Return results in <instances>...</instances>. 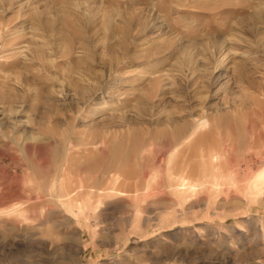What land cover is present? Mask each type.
I'll use <instances>...</instances> for the list:
<instances>
[{
    "label": "rangeland",
    "instance_id": "1",
    "mask_svg": "<svg viewBox=\"0 0 264 264\" xmlns=\"http://www.w3.org/2000/svg\"><path fill=\"white\" fill-rule=\"evenodd\" d=\"M0 264H264V0H0Z\"/></svg>",
    "mask_w": 264,
    "mask_h": 264
},
{
    "label": "bare ground",
    "instance_id": "2",
    "mask_svg": "<svg viewBox=\"0 0 264 264\" xmlns=\"http://www.w3.org/2000/svg\"><path fill=\"white\" fill-rule=\"evenodd\" d=\"M82 184L80 183L79 184V186L78 187H76L74 190H72V191H69V192H67L66 194H65V196L64 197H62V199L61 200H69V197L70 196H72V195H74V194H77V192L78 193H81L80 191L82 190ZM67 188V187H66ZM18 191V190H17ZM72 192H74L72 195H69L70 193H72ZM14 194V193H13ZM56 197V196H55ZM78 198V197H77ZM57 201H58V199H57ZM61 202V201H60ZM67 203V206L68 207H71L72 209H75V210H77V211H82V204H81V201L79 202V203H76L75 201L73 202V201H67L66 202Z\"/></svg>",
    "mask_w": 264,
    "mask_h": 264
}]
</instances>
